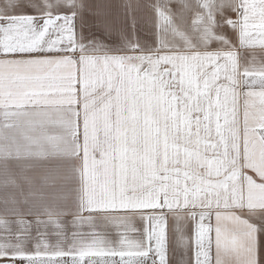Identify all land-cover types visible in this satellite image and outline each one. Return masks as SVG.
<instances>
[{
  "label": "snow or ice",
  "instance_id": "obj_1",
  "mask_svg": "<svg viewBox=\"0 0 264 264\" xmlns=\"http://www.w3.org/2000/svg\"><path fill=\"white\" fill-rule=\"evenodd\" d=\"M169 242L264 264V0H0V262Z\"/></svg>",
  "mask_w": 264,
  "mask_h": 264
},
{
  "label": "crops",
  "instance_id": "obj_2",
  "mask_svg": "<svg viewBox=\"0 0 264 264\" xmlns=\"http://www.w3.org/2000/svg\"><path fill=\"white\" fill-rule=\"evenodd\" d=\"M228 35L231 36L232 33L229 31ZM140 39L143 42L147 37L145 36V33L142 31L139 33ZM136 227H141V221L136 220L134 221ZM134 235V234H132ZM168 264H179L180 257L182 256V251L177 249L176 251H173L172 244L169 242L168 246ZM2 264V262H0Z\"/></svg>",
  "mask_w": 264,
  "mask_h": 264
}]
</instances>
